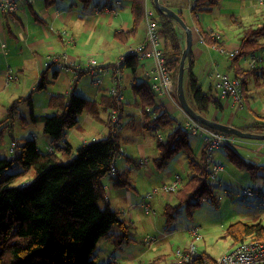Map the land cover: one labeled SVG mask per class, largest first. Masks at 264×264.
<instances>
[{
	"label": "trees",
	"instance_id": "obj_1",
	"mask_svg": "<svg viewBox=\"0 0 264 264\" xmlns=\"http://www.w3.org/2000/svg\"><path fill=\"white\" fill-rule=\"evenodd\" d=\"M218 1L193 0L191 13L197 17L211 10ZM129 2L132 30H136L144 19L146 2ZM160 2L164 4V0ZM154 11L166 65L175 82L183 48L180 28L174 20L155 7ZM132 30L115 34L122 40ZM199 31L205 42L213 44L216 41L218 47L221 46V40H214L211 33L201 25ZM238 44L237 51L228 56L227 68L230 75L239 81L242 98L246 99L242 102L243 106L249 101L247 98L250 96L251 84L257 87L264 83L259 80L264 78V62H259L253 67L242 62L243 57L253 54L260 56V52L264 50V23H240ZM124 56L125 65L134 68V56L127 53ZM38 85L43 86L42 77ZM74 85L75 83L66 95L50 96L49 105L58 109L54 114H34L29 96L16 99L8 109V116L12 118L19 102H28L30 112L28 119L23 118V124L27 121L41 122L43 132L50 137L53 149L41 152L35 139L23 138L13 148L10 156H0V264H93L90 257L101 238L116 247L133 240L131 222L125 219L119 210L110 208L106 202L99 204L104 201L105 176L109 177L112 185L117 188H126L131 183L129 167H115V172L110 173L120 150L118 133L113 130L111 124H107L112 128L107 136L84 142L75 149L64 141L67 130L78 125L81 113L87 112L99 119L98 113L101 109L108 106L118 108L121 102L108 95H103V100L98 102L80 96L75 92ZM184 90L188 103L197 113L208 118L210 107L222 110L220 98L216 96L215 90L212 87L202 89L192 71V63L185 68ZM133 92L142 115L141 128L149 130L164 127L174 119L167 111L154 104V92L146 82L134 84ZM174 92V99L178 102L176 91ZM147 107L149 111L146 110ZM249 110L253 113L252 122L242 126L232 123L233 126L243 131L264 134V114L251 108ZM225 147L228 149V160L237 168L245 169L249 173H254L253 170L258 167L264 168V164L246 160L231 145L226 143ZM179 151L187 158L190 174L175 191H171L170 194L176 203L165 204L163 214L167 217H171L173 212H178L181 206L191 211L200 201L218 205L219 200L212 187L213 179L209 177L204 151L201 150L199 157H196L189 143L188 132L181 126L170 130L163 140H157V155L152 162L161 168ZM126 161L137 164L139 162L131 157H127ZM30 171L32 175L26 176L27 179L23 178ZM17 179L20 180L16 181ZM224 236L232 241L229 250L247 239L264 242V225L255 220L235 221L225 228ZM212 258L203 251L197 253L192 262L179 264H205ZM147 264L176 263L167 262V257L160 254Z\"/></svg>",
	"mask_w": 264,
	"mask_h": 264
},
{
	"label": "crops",
	"instance_id": "obj_2",
	"mask_svg": "<svg viewBox=\"0 0 264 264\" xmlns=\"http://www.w3.org/2000/svg\"><path fill=\"white\" fill-rule=\"evenodd\" d=\"M117 2L115 4V2L112 0H103L101 4L97 2L93 6L95 7L97 5L99 7L98 11H94L92 7L89 9V11L82 12L78 10L74 3L68 4L66 0H23L20 2L18 9L14 13L9 14L7 12H0V125L3 124V126L7 127V129L2 133L8 134L10 137V142L7 144L8 147L4 146L0 148L1 155L10 156L13 152V149L11 150V145L14 143L16 146V144L19 143L23 138L35 139L39 137L42 142H47L50 144L49 151L53 149L50 137H48V135L42 133L41 135L35 136L33 135V129H25L29 128L30 125H20L21 129L16 131L13 123L16 115H14L12 118H9L8 109L16 99L29 96L31 99V109L34 114H36V110L34 108L35 103H38L41 106L40 109H42V112L45 113V115H51V113L54 114L58 109L50 106L49 101L46 103V97L49 96L50 98V96L55 93V95L68 94L73 83H75L73 87L75 88V92L79 94L80 91L77 89L76 85L80 77L85 75L86 78L91 80L96 77V75L82 72L85 71L90 61H95V64L99 62L98 65H106L111 63L107 59L100 60L98 58V62L90 58V60L88 59L85 63H83L85 61L84 58H81L77 53H75L74 49L79 43L80 36L84 33L92 34V37L96 38L98 41L100 39V33L103 30L104 24L117 27L115 30L116 32H128L132 30V22L131 26H129L128 22L124 20V14L128 15L130 13L129 0H127V2H125L123 5L122 3L120 4V2L117 4ZM145 2V11H149L152 17L156 16L153 7V0H145ZM192 2L193 0H164L165 5H168L171 9L178 13L181 12L179 15L182 17L185 24L191 29V53L189 59L185 63L186 68L189 67L190 63H192V71L195 73L197 61L200 58H203L206 53H209L210 55L215 52L216 56L219 55L221 59L222 57L225 58V64L223 65L219 64L221 60L217 57H214L211 61L207 60L203 65L204 70L201 73L203 80L202 82H199V84L203 90L205 89L203 88L202 83H204V85L207 83L208 89L212 87L215 90L212 72L214 70H218L230 74L227 68L229 62L228 55L230 56L238 49L239 24L260 25L264 23V7L259 4L258 0H237L235 1L237 3L235 5L236 7L232 8L238 10V14H235L234 12H222L223 7H213L211 10L207 11L211 14V20V18L208 19L204 16L197 15L196 17L193 15L191 13ZM117 6L119 8L118 13ZM207 12L205 11V13ZM88 18H90V20H88ZM196 18L199 20L198 24ZM142 22H144V25L141 38H136L138 34V28L136 30L133 29L132 32L127 34V36L122 40H119L116 34H114V46L117 47V51L114 56L116 58L112 63H114L121 55H125L130 47H133L144 41L146 34L145 13ZM199 25H201L207 32H210L211 36L212 32L220 34L221 38L217 39L221 40L222 42L220 48H218L216 41L213 44L204 41L199 31ZM179 28L181 32V43L184 48L185 32L181 27ZM213 39L216 40V38ZM119 46H121V49L125 50L119 51ZM133 58L136 59L134 68L128 67L124 63L121 68V79H118L119 85L116 84L118 89L122 91L124 89L122 87L124 82L127 86H130L133 98H129L125 101L124 93L122 92L121 95H123V99L121 103H119L118 109L112 106H108L106 109H101L98 113V117L101 121L95 133L90 131L91 129L95 128L93 120L94 117L87 112L81 113L79 115L78 125L67 130L64 136V141L68 142L72 148L75 149L84 142L107 136L110 131V127L107 125L108 112L116 109L115 111L122 119L126 106L133 104L134 106L138 107L139 112L134 114H126V126L129 130L141 129L143 133L140 135H131L130 133L123 131L124 128L121 127L118 136L120 137L121 134L123 142L127 141V143H120L119 138L122 155L115 160V167L117 169L129 167L130 171L132 167H138L135 168L137 169L136 172L138 171L137 175H141L142 179H152L155 173L154 170L157 167L152 162L153 158H155L157 155V142L154 131L152 132V130H145L141 128L142 115L140 112L139 102L133 92V86L134 84H139L143 81L150 86L153 82L158 81V76L153 69L154 66L150 58ZM221 65L223 70L220 69ZM125 68L128 69L127 72H124ZM43 72L44 74L42 75ZM109 73L110 71H106V74H104L102 77H105V79H111L112 81L117 78L115 76L113 79ZM195 75L199 81V77L196 73ZM41 77L43 86L38 85ZM148 80H150L149 83ZM93 83L98 87V92L92 97H89V99H93L97 102L103 100V95H106V89L108 86H102V83L99 85L98 83ZM152 91L158 99L157 103L154 104L159 106L161 110L167 111L174 117L171 122H184L186 113H184L180 106H177L178 104H175L172 99H170L171 97L165 95L160 97L153 89ZM124 103L126 105H124ZM220 103L222 105V110L213 109V111L209 113L208 118H213L221 123L233 125V118H231L230 121H222L224 117L223 110L229 109L231 107L229 106L230 104L228 105L224 99H220ZM20 105H26L27 107L23 108L30 112V106L28 105V102L20 101L18 106ZM18 106L15 111L18 110ZM180 112L181 115L178 117L177 115L180 114ZM24 118L28 119V117ZM247 120L248 122H244V124L252 122L253 113ZM27 123L32 124L30 121H27ZM36 126L39 130L42 129L41 122H39ZM169 129L172 130L174 128L172 125H170ZM161 130L163 132V129ZM165 137L166 134L164 135V138ZM73 138H75L74 141L72 140ZM71 143L76 145L77 143L80 144L74 147ZM202 149L203 141L200 151ZM263 149L264 144L258 146L255 151L260 153L261 156H264ZM199 155L196 157H199ZM127 157L134 158L136 161L138 160V164L136 163L137 165L133 166L130 162L128 163L126 161ZM119 161L122 164L120 168L117 166V162ZM163 167H161L162 180L164 181L163 184L173 181L177 176L179 177L177 172H172L169 170V168H166L165 166ZM189 174L186 178L179 177L181 179L179 183L181 184L183 181H185L189 177ZM103 183L105 189L104 201L102 202L103 204L106 202L109 206H112V199H124L130 193L127 190L128 187H114L111 183V180L107 176L103 178ZM153 191L157 192L158 190L155 189ZM162 192L164 193V200L166 199L170 201L173 199V196H169L168 193L163 190ZM151 197H149V199ZM144 202L145 201H143V204L141 203V205H138L137 207L142 211L143 209L148 211L146 210V206L148 204ZM113 208L121 211L117 207ZM121 212L123 216L127 217V212ZM128 219L130 221L131 218L128 217ZM250 220L254 219L252 218ZM187 249L188 248L182 251ZM121 256V264L143 263L141 260H139V255L136 252L129 253L127 251L122 253Z\"/></svg>",
	"mask_w": 264,
	"mask_h": 264
},
{
	"label": "rangeland",
	"instance_id": "obj_3",
	"mask_svg": "<svg viewBox=\"0 0 264 264\" xmlns=\"http://www.w3.org/2000/svg\"><path fill=\"white\" fill-rule=\"evenodd\" d=\"M66 1L68 2V4L74 3L78 8V10L82 12L89 11V9H91L97 2H99L100 4L103 2V0H88L87 2H82L80 0H66ZM112 1L115 2V4L117 2V0H112ZM235 1L237 0H219L217 4L218 6L216 5L214 7H223L222 12L223 11L234 12L235 14H238V10L232 8V7H236L235 5L237 3ZM118 2H120V4L122 3L123 5L125 2H127V0H118ZM118 6H117V13L119 11ZM124 16H125L124 20H126L129 26H131L132 19L130 13L128 15L124 14ZM199 16H204L205 18L208 19L211 18L210 12L201 13L199 14ZM88 20H90V18H88ZM143 25L144 22L141 21V23H139L138 34L136 38H141L143 34L142 33ZM116 28L117 27L104 24L103 30L100 33V39L98 41L96 38L92 37V34H85V33L82 34L80 36V40L77 47L74 49V52L77 53L81 58H84L85 61L83 63H85L88 59L90 60V58L96 60L97 62H98L97 58L100 60L107 59L111 62L106 65H98L99 62L95 64L98 68L102 70L101 72L98 73V78L100 79L98 85L102 83V86H106V87L108 86V88L106 89V95L113 97L115 101L121 102L123 99V95H121L122 92L124 93L125 101L129 98H133V94L130 86H127L125 82L123 84L124 86L122 85V87L124 88L123 91L118 89V86H116V84L119 85V80L121 79V68H122L121 66H116V64H114L115 62H118L120 58H118L114 63H112L116 58L114 56L117 51V47L114 46V40H113L114 34L116 33L115 31ZM118 50L123 51L125 49H121V46H119ZM260 55L264 56V50L260 52ZM249 56L250 55H248L247 57H243L242 59V62L245 65H247L245 59H247ZM214 57L215 58L217 57L221 60L219 64L222 65L225 64L224 57H222L221 59L219 55L216 56L215 52H213L210 55L209 53H206L203 56V58H200L197 61L195 66V73L199 77V82H202L203 80V76L201 74L202 71L204 70L203 65L206 63L207 60L211 61ZM222 65L220 66V69L223 70ZM110 66H113L114 69L111 70L109 74L113 77V79L115 76L117 77L113 80L114 83L111 79H105V77H102L104 74H106L105 69H108ZM127 71L128 69L125 68L124 72ZM259 80L264 81V78L263 80L261 78ZM149 82L150 80H148V83ZM175 83L176 81L174 82L173 88L175 87V91H176ZM202 84H203V88L207 90L208 84L207 83L205 85L204 83ZM76 87L81 92V93L79 92V94L87 98L92 97L94 94H97L98 92L97 91L98 87L92 82L91 79L86 78L85 75H82L80 77ZM112 87H115L116 89ZM112 89L115 90V94L112 93ZM263 92H264V83L260 84L257 87L251 84L250 96L247 98V100L249 101L244 103L243 106H241L242 102L246 101V99L243 97L240 105L230 104L229 106L231 107L229 109L223 110L224 117L222 121H227V120L230 121L231 118H233L234 125L242 126L244 122H248L247 119H249L252 114L249 108H251L256 112L264 114ZM173 93L175 92H172L169 97H171L170 99H172V101L175 104H178V102H176V100L174 99ZM46 98H47L46 103H48L49 96ZM157 100H158L157 97L154 95L153 96L154 103H157ZM124 105L126 104L124 103ZM23 107H27V106L26 105L18 106V110L14 114L16 115L13 122L15 130L18 131L19 129H21L20 125L23 126L30 125L29 128H25V129L28 130L33 129V135L38 136L44 133L43 129L39 130L38 127L36 126L39 122L32 124L30 123L23 124L24 122L23 118L28 117L29 115L28 110L27 109L25 110ZM34 108L36 110L35 112L36 114L45 115V113L42 112V109H40L41 106L38 103L34 104ZM115 110H111L107 114L108 115L107 124H113V122L117 120L120 122L119 128L113 127L114 131L119 133L122 127L124 128L123 131H126L131 135H136V134L140 135L143 133L141 129L129 130L128 127L126 126V120H127L126 114L138 113L139 109L137 106H134L133 104L127 105L126 108L124 109V115L122 116V119ZM212 111L213 108L210 107L209 113H211ZM180 115L181 112L177 116L179 117ZM93 120H94L95 128L91 129L90 131L92 133H95L96 129L98 128V125H100L101 120L97 118H93ZM170 125H172L173 128H176L177 126H181L182 128L186 129L183 126L185 125V122L183 121H179V122L173 121V122H169L164 127L159 126L158 128L155 129H149L152 130V132L154 131L156 142L157 140L164 139V135L170 131L169 129ZM6 129L7 127L1 124L0 134L4 132ZM110 129L112 128L110 127ZM161 129H163V132ZM159 135H161V138H159ZM233 137H234L233 141L227 143L228 145H231L246 160L248 161L251 160L258 164H264V156H261L260 153L255 151L258 146L264 144V140L240 138L237 136H233ZM119 138H120V143H127V141L123 142L121 134ZM188 138L193 153L196 156H198L201 153L200 148L202 147V141H203L202 150L204 151L207 165L218 164L222 166V170L219 171L216 175V178L212 180V187L214 188V191L219 198L218 205L211 204L208 201L203 200L200 201L199 205L193 207L191 211L189 209H186L185 206H181L179 207L178 212H173L171 217H167L163 214V208L165 204L169 202V204L174 205L176 203V200L173 198L169 201L166 199L164 200L163 198L164 193L161 190L162 188L160 189V187L163 185L164 182L162 180V174H161L162 168H157V167L155 168L154 170L155 173L152 179H145V178L142 179L141 175H137L138 171L136 172L137 169L135 168L138 167H132L130 171L131 183L127 188V190L130 193L124 199L122 198L116 200L112 199L111 201L112 206H110V208L117 207L124 213L127 212V217L123 215L122 216L128 221H129L128 217L131 218L129 222H131L132 225L133 240H130L128 243L123 244V246L121 245L119 247H116L113 244H111L108 240L101 238L95 246L93 255L90 257V260L92 261L93 264H107V263L121 264L120 263V260L122 258L121 254L127 251L129 253L136 252L139 255L140 258L139 260H141L144 264L149 263L151 260H153L155 257H157L160 254H164L167 257V262L169 261L173 262L172 260L176 258L177 250L182 251L186 248L189 249V247L192 244L196 246L197 253L204 251L210 256L216 258V256L229 250L232 246V241L228 237L224 236V230L230 223L239 220L241 221L250 220L253 218L255 221L261 222L264 225V168L258 167L253 170L254 173H249L245 169L237 168L233 163H231L228 160L226 156V153L228 151L227 147H225L226 143L222 144L217 148H213L211 151H208L204 138L200 133H193V134L188 133ZM72 140L74 141L75 138H73ZM35 141L39 151L44 153L49 151V146H50L49 143L42 142L39 137L35 138ZM8 142H10L9 135L2 133L0 136V148L4 146L8 147L7 145ZM71 144L75 147L80 143H77V145L74 143ZM0 156L2 155L0 154ZM3 156H7V155H3ZM209 156H210V160H208ZM130 163L133 166L137 165L136 163L133 162ZM117 166L119 168L122 166L120 161L117 162ZM164 166L166 168H169V170L172 172H177L180 178H186L190 171L187 163V158L180 151L174 153L171 159ZM29 175L30 176L32 175V171L27 173V175H24L25 177L23 178L27 179L28 177L26 176ZM19 180L20 179H17L16 181ZM180 181L181 179L179 180V182ZM181 184L179 183V185ZM248 187L253 189L254 194L245 196L242 191L244 188H248ZM155 189H157L158 191L157 192L153 191ZM166 193H168L169 196H172V194H169L171 192H166ZM149 197H151L152 199L151 198L149 199ZM143 201H145L144 203L148 204L149 207L148 211H145V209H143L142 211L140 208L137 207L138 205H141V203L143 204ZM99 204L102 205V202L100 201ZM195 226H197L199 229V234L201 236L199 240H194V238L189 233V229ZM144 239H148V241H145ZM190 262L191 261H189V263Z\"/></svg>",
	"mask_w": 264,
	"mask_h": 264
},
{
	"label": "built area",
	"instance_id": "obj_4",
	"mask_svg": "<svg viewBox=\"0 0 264 264\" xmlns=\"http://www.w3.org/2000/svg\"><path fill=\"white\" fill-rule=\"evenodd\" d=\"M21 1L23 0H0V12H7L9 14L14 13L18 9ZM258 2L264 7V0H258ZM98 8L99 7L97 5L93 7L94 11H98ZM145 23L146 34L144 41L133 47H130L127 51V54L139 59L150 58L154 66L153 69L158 76V81L153 82L150 85L151 88L160 97L163 95L170 96L171 93L175 91V87L173 88L174 81L171 77L170 70L166 65L165 54L161 47V36L158 33L157 18L152 17L149 11H145ZM212 36L216 39L221 38L219 33L212 32ZM119 58V61L115 62L114 64H116V66L122 67L125 61V56L121 55ZM245 61L248 66L253 67L258 65L259 62H264V56L253 54L245 59ZM113 69V66H110L108 69H105V71H111ZM101 71L102 70L95 65V61H90L85 69V73L96 75V77L92 79V81L95 83H99L100 79L98 78V73ZM212 77L214 79V88L218 98L224 99L228 105L241 104L242 93L240 91V84L237 79L233 78L227 72H221L218 70H214L212 72ZM112 88L116 89L115 87ZM114 89H112L113 94H115ZM146 110L149 111V107H147ZM184 122V127L189 133H200L202 135L208 151H211L213 148H217L222 144L233 141V136H227V134L221 131L211 129L192 119L187 114ZM111 125L113 127L119 128L120 122L117 120ZM159 138H161V135H159ZM14 147L15 144L13 143L11 145V150ZM121 155L122 149L120 148L116 159ZM208 160H210V156L208 157ZM207 169L209 170V177L211 179H215L216 174L222 170V166L218 164H208ZM114 172L115 164H113L110 168V173L112 174ZM179 180L180 178L177 176L173 181L164 183L161 186L162 190L165 192L174 191L179 186ZM243 194L253 195L254 192L250 188H245L243 189ZM148 209L149 207L147 205L146 210ZM189 233L194 238V240H199L201 238L198 227L189 229ZM144 240L148 241V239ZM195 256H197V250L196 246L192 244L189 249L185 251L177 250L176 258L173 260V263L179 264L189 261L192 262ZM205 264H264V242L258 239H247L241 241L231 250L217 256L216 258L209 259Z\"/></svg>",
	"mask_w": 264,
	"mask_h": 264
},
{
	"label": "water",
	"instance_id": "obj_5",
	"mask_svg": "<svg viewBox=\"0 0 264 264\" xmlns=\"http://www.w3.org/2000/svg\"><path fill=\"white\" fill-rule=\"evenodd\" d=\"M154 7L164 13L168 18L174 20L179 27H181L185 32V47L182 49L181 57L179 60L178 72L176 77V95L179 102L180 108L192 119L198 121L199 123L225 134L234 135L240 138H249L255 140H264V134L253 133L249 131H243L233 125L221 123L213 118H207L199 113H197L188 103L185 90H184V73H185V63L190 57L192 36L191 29L185 24L182 17L178 12L171 9L168 5L160 2V0H153Z\"/></svg>",
	"mask_w": 264,
	"mask_h": 264
}]
</instances>
